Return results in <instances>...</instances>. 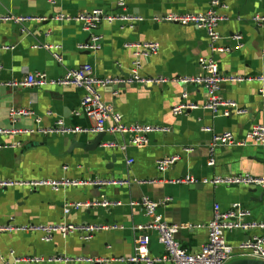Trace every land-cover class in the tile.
I'll return each instance as SVG.
<instances>
[{
    "label": "crops",
    "instance_id": "0c3cea01",
    "mask_svg": "<svg viewBox=\"0 0 264 264\" xmlns=\"http://www.w3.org/2000/svg\"><path fill=\"white\" fill-rule=\"evenodd\" d=\"M57 0L50 6L48 0H0V15L26 16L47 19L28 22L23 26L13 23L0 25V128L12 125L8 118L10 108L25 109L34 117H25L15 125L19 128L49 127L57 120L68 126L90 127L93 121L79 112L82 89L73 87L12 88L6 83L27 75L43 73L49 79L62 77L80 66H91L95 77L108 78L126 75L132 68L134 56L125 49L126 43L153 42L158 52L143 60L140 73L145 77L181 78L200 74L199 58H212L221 73L253 79L243 83H225L220 98L236 103L243 114L229 117L215 116L200 108L206 93L201 87L170 83L153 87L126 86L113 94L112 88L100 89L102 101L112 112L122 116L128 125H159L169 129L166 134H155L149 144L137 149L127 146L125 151L104 147L115 142L127 143L121 135L105 134L93 151L71 146V140L90 144L96 135L75 137H43L37 134L0 136V144L13 148L0 149V180L33 181L71 178L79 180H127L124 187H79L53 192L48 188L29 190L20 187L0 188V227L17 225L100 224L114 225L116 230L99 232L90 241L78 235L67 238L55 236L50 243L31 233L0 234V264L16 257L81 258L75 264H128L117 262L134 253L135 241L142 233L137 225L148 219L140 207L131 202L148 197L158 203L157 215L165 222L180 227L176 239L189 253L201 251L207 243V226L212 220L215 205L222 210L235 206L248 210L252 219L264 223V188L246 185L224 186L204 184V180L237 175L264 177V147L226 146L210 150L214 135L229 132L242 139L253 125H264V29L253 22L264 16V0H221L227 9L229 21L219 26L220 47L229 52L213 53L204 31L192 26L158 24L154 17L168 14H195L207 10L208 0ZM102 9L109 14H126L142 21L133 28L121 23H103L97 30L102 37L97 52L81 50L88 34L74 22L52 20L57 14L77 15L80 12ZM240 35L241 47L234 36ZM59 47L63 58L58 64L50 51L35 46ZM262 78L263 82L258 79ZM183 93L186 101L197 106L181 115H172ZM35 118L39 121H35ZM110 121L106 126H110ZM208 129L209 131H205ZM190 148L191 152H184ZM178 156L179 160L168 170L159 173L158 160ZM129 160L133 162L128 163ZM213 165H209L210 161ZM193 177L194 184H173L171 181ZM157 179L160 183L148 185L139 181ZM119 201L121 206L103 208L91 206L64 214L69 203H92L103 199ZM264 236L263 230L251 233L230 232L225 235L231 246L246 241L250 235ZM150 254L160 257L163 247L155 234L150 236ZM105 262V263H103ZM42 264H61L44 262Z\"/></svg>",
    "mask_w": 264,
    "mask_h": 264
},
{
    "label": "built area",
    "instance_id": "2783aa9c",
    "mask_svg": "<svg viewBox=\"0 0 264 264\" xmlns=\"http://www.w3.org/2000/svg\"><path fill=\"white\" fill-rule=\"evenodd\" d=\"M57 0H48L50 6H54ZM119 7L124 6V0L118 2ZM226 5L221 0H208L207 10L195 14H168L164 16L154 17L152 20L158 24H177L181 26H192L196 29L205 32L208 40V45L213 53H226L230 49L218 46L222 40L219 33V26L222 23L229 21L228 15L225 13ZM47 19L0 15V25L5 23H13L23 26L28 22H44ZM52 20L57 22H74L80 25L81 30L88 34V41L79 46L81 50L97 52L102 46V37L97 34V30L103 23H121L124 26L133 28L134 25L142 21L138 17H133L126 14H109L102 9H94L91 11L80 12L77 15L57 14L52 17ZM253 22L257 27L264 29V16L257 15ZM237 41L236 47L240 48V35L234 36ZM50 51L52 58L58 64L62 63L63 58L59 47L52 46H35ZM159 44L153 42L145 43H126L125 49L131 50L134 56L131 70L122 76L99 78L95 77L91 66L83 65L77 69L67 71L62 77L57 79H49L43 73H34L27 75L20 80H14L6 83L7 87L12 88H34L40 89L45 87H73L82 89L84 95L81 98L79 112L93 121L90 127H75L68 126L62 120H57L49 127L40 128H19L15 125L20 119L25 117H34V113L25 109L10 108L8 118L11 123L10 128H0V136H22L37 134L43 137H75L79 135H97L107 133L111 135L126 136L127 143L117 144L110 142L104 144V147L111 149H119L125 151L127 146H132L137 149L146 147L150 142V137L155 134H166L169 129L159 125H128L123 122L122 116L112 112L102 101L100 89L112 88L113 94L117 95L122 87L138 85L142 87H153L158 85H166L170 83H180L184 85H192L201 87L206 93V100L200 107L208 110L213 115H219V110L224 117H229L231 113L243 114L244 111L238 110L236 103L232 101H224L220 98V88L225 83H243L253 81V79H243L241 77L229 76L221 73L217 64L212 58H199L197 61L200 74L194 76H186L181 78H166V77H145L142 76L139 69L143 60L155 55L159 50ZM0 66V72L2 71ZM263 82L262 78L258 79ZM264 95V90H260ZM188 95L183 93L182 101L173 107L172 115L177 116L185 113L187 110L196 109L197 106L186 101ZM35 121H39L35 118ZM110 121L112 125L106 126V122ZM209 131L208 129H204ZM258 145L264 147V125H253L247 131L242 139H236L233 134L225 132L214 135L210 150L217 147L236 146L245 147L247 145ZM13 145H2L0 149L13 148ZM184 152H191L192 149L187 148ZM179 160L178 156L166 157L160 159L156 163V168L159 173H163L172 167ZM133 161L129 160L131 164ZM211 160L209 165H213ZM197 181L195 178L187 176L179 180L171 181L173 184H194ZM160 180L152 179L139 181L138 184H158ZM204 184L211 185H246L250 187L264 188V177H252L250 175H237L224 178H214L204 180ZM130 185L127 180L113 179H96V180H79L71 178H62L58 180H33V181H11L0 180V188L20 187L29 190H37L39 188H48L53 192H59L69 188L79 187H124ZM91 206H100L103 208L121 206L119 201H110L103 199L99 202L92 203H69L64 207V214L68 215L72 210L79 208H89ZM130 207H140L147 217L148 221L145 224L137 225L135 229L142 233L138 237L134 245V253L128 259H118L117 262H126L128 264H228L237 259H254L264 261V236L250 235V237L236 246H231L226 242L225 235L230 232L251 233L256 230H263L264 223L257 222L252 219V215L248 210L235 206L227 210H222L218 205H215L212 211V220L207 226V243L197 253H189L185 250L176 239V235L180 229L179 226L165 222L157 215L158 203L152 201L148 197H143L139 201L131 202ZM114 225L100 224H70L58 223L54 225H36L23 224L17 225L8 223L0 227L1 233H31L40 235L41 241L50 243L55 236L67 238L70 235H78L82 241H90L94 235L99 232L116 230ZM155 234L158 243L163 247L164 254L160 257H154L150 254L149 244L150 236ZM12 260L5 264H42L44 262H54L61 264H75L83 261L81 258H42V257H16L11 253ZM86 262H96L87 260ZM105 263V262H103Z\"/></svg>",
    "mask_w": 264,
    "mask_h": 264
},
{
    "label": "water",
    "instance_id": "95a60500",
    "mask_svg": "<svg viewBox=\"0 0 264 264\" xmlns=\"http://www.w3.org/2000/svg\"><path fill=\"white\" fill-rule=\"evenodd\" d=\"M104 136L105 133L97 134L94 140L90 144L78 143L75 140H71L70 142L72 147H77L84 151H93L101 144ZM91 264H100V263L92 262ZM228 264H264V261L254 260V259H237Z\"/></svg>",
    "mask_w": 264,
    "mask_h": 264
}]
</instances>
